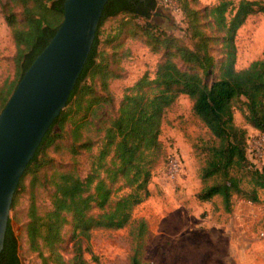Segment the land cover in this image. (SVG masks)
<instances>
[{
    "label": "trees",
    "instance_id": "trees-1",
    "mask_svg": "<svg viewBox=\"0 0 264 264\" xmlns=\"http://www.w3.org/2000/svg\"><path fill=\"white\" fill-rule=\"evenodd\" d=\"M63 1L5 0L2 3L16 52L13 56L15 78L0 86V111L24 71L54 35L63 18ZM9 2L21 6L22 20L12 7H6ZM176 3L185 17V32L190 34L191 46L175 35L161 36L153 32L150 20L157 10L158 0L106 1L81 73L65 107L53 120L27 163L12 204L24 177L39 168L42 154L60 135L65 123L71 119L73 139H80L84 115L76 118L75 114L82 111L87 115V112L95 111L96 104H100L102 98L91 96L89 85L83 82L99 70L106 86L109 70L97 63L96 58L99 27L107 18L127 13L142 19L145 34L158 42L156 45L162 46L164 53L153 77L144 73L126 87L116 114L104 126L102 144L92 155L89 172L81 177L75 171H54L50 175L54 186L51 207L40 213L36 203L30 202L25 232L29 247L38 251L44 262L48 259L42 253L44 247L60 258L55 246L62 240L61 231L66 223L71 224V238L76 249L71 264H86L80 252L81 238L88 239L92 229H118L131 222L133 208L150 193L148 183L152 167L163 152L158 137L162 118L181 93L191 99L193 113L213 137L202 148L205 157L199 176L203 185L196 197L210 200L219 195L225 208L229 209L234 194H245L255 201L258 199L257 187L264 188V167L258 168L251 163L247 155L246 129L234 122L236 108L246 123L264 132V58L251 60L242 68L235 66L236 31L249 14H264V0H238L236 3L234 0H219L200 9L190 6L186 0H177ZM216 44L219 45V59L213 53ZM87 95L91 97H85ZM84 99L85 105L82 104ZM56 126L58 130H55ZM81 146L90 148V143ZM244 176L251 184L249 189L242 185ZM118 180L121 184L114 187ZM121 187H127L128 191L116 195V190ZM92 208L99 211L92 213ZM130 232L138 244L129 255L128 264H144L140 256V240L147 233L146 221L138 219ZM0 264H23L10 218Z\"/></svg>",
    "mask_w": 264,
    "mask_h": 264
},
{
    "label": "rangeland",
    "instance_id": "rangeland-1",
    "mask_svg": "<svg viewBox=\"0 0 264 264\" xmlns=\"http://www.w3.org/2000/svg\"><path fill=\"white\" fill-rule=\"evenodd\" d=\"M186 1L200 9L219 0ZM4 2L0 0V86L15 78L13 56L16 46L4 18ZM8 6L22 20L21 6L11 2L6 4ZM150 22L157 35H175L191 46L190 34L185 32V17L174 12L164 0H158ZM143 23L140 18L119 13L100 25L96 61L108 69L110 75L106 77V86L99 70L83 82L89 85L91 96L102 98L100 104L94 105L95 111H89L87 115L82 111L75 114L76 118L84 115L80 139H73L71 119L65 123L60 135L42 154L39 168L33 174L28 173L18 188L9 218L23 264H71L73 261L76 249L70 223L63 225L62 240L55 246L60 258L44 247L42 253L48 258L44 262L39 252L29 247L25 232L28 207L32 200L40 213L51 207L54 186L50 175L54 171H75L81 177L89 172L92 155L102 144L104 126L116 114L126 87L144 73L154 76L164 48L145 34ZM235 45L237 68L245 67L251 60L264 58L262 12L246 17L236 31ZM213 53L216 59L220 58L218 44ZM191 106V99L181 93L166 109L158 136L163 152L152 167L149 195L135 205L128 225L118 229H92L88 239H80V252L86 264H128L129 255L138 244L130 232L138 219L147 223V233L140 240V256L144 264H264V188L257 187L258 199L255 201L245 194H234L229 209L225 208L219 195L210 200H200L195 195L203 185L199 176L205 157L202 148L213 137ZM234 122L244 127L247 135L255 131L236 108ZM55 130H58L57 126ZM82 143H90V148L81 146ZM120 184L118 180L114 187ZM242 185L246 189L251 187L246 176ZM127 191V187H121L116 190V195ZM97 211V208L91 209L92 213Z\"/></svg>",
    "mask_w": 264,
    "mask_h": 264
},
{
    "label": "water",
    "instance_id": "water-1",
    "mask_svg": "<svg viewBox=\"0 0 264 264\" xmlns=\"http://www.w3.org/2000/svg\"><path fill=\"white\" fill-rule=\"evenodd\" d=\"M107 0H64L54 35L0 111V252L15 190L27 163L65 107L86 62Z\"/></svg>",
    "mask_w": 264,
    "mask_h": 264
},
{
    "label": "built area",
    "instance_id": "built-area-1",
    "mask_svg": "<svg viewBox=\"0 0 264 264\" xmlns=\"http://www.w3.org/2000/svg\"><path fill=\"white\" fill-rule=\"evenodd\" d=\"M165 4L170 6L174 12H180L176 1L164 0ZM255 150V152H253ZM247 155L251 163L258 168L264 166V132L255 129L247 138ZM176 160V158H175ZM177 161V160H176Z\"/></svg>",
    "mask_w": 264,
    "mask_h": 264
}]
</instances>
